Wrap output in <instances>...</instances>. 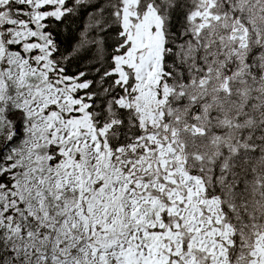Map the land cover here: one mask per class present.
Instances as JSON below:
<instances>
[{
    "label": "snow or ice",
    "instance_id": "obj_1",
    "mask_svg": "<svg viewBox=\"0 0 264 264\" xmlns=\"http://www.w3.org/2000/svg\"><path fill=\"white\" fill-rule=\"evenodd\" d=\"M0 264H264V0H0Z\"/></svg>",
    "mask_w": 264,
    "mask_h": 264
}]
</instances>
